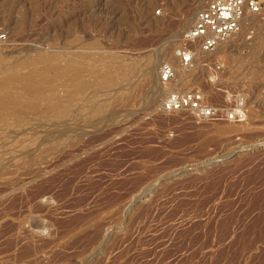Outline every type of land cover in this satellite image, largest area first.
<instances>
[{
  "label": "rangeland",
  "instance_id": "rangeland-1",
  "mask_svg": "<svg viewBox=\"0 0 264 264\" xmlns=\"http://www.w3.org/2000/svg\"><path fill=\"white\" fill-rule=\"evenodd\" d=\"M208 1L0 0V264H264V10L168 86L244 118L158 111Z\"/></svg>",
  "mask_w": 264,
  "mask_h": 264
},
{
  "label": "built area",
  "instance_id": "built-area-1",
  "mask_svg": "<svg viewBox=\"0 0 264 264\" xmlns=\"http://www.w3.org/2000/svg\"><path fill=\"white\" fill-rule=\"evenodd\" d=\"M263 10L264 0L208 1L197 13L193 25L183 35L182 44L175 52L181 67L189 71L199 52H213L240 32L247 13L258 15ZM158 77L162 91H165L158 105V111L163 115L183 113L199 124L236 122L245 117L246 103L240 94L229 95L224 105H216L201 90L168 89L178 78V71L171 63L160 66Z\"/></svg>",
  "mask_w": 264,
  "mask_h": 264
},
{
  "label": "bare ground",
  "instance_id": "bare-ground-1",
  "mask_svg": "<svg viewBox=\"0 0 264 264\" xmlns=\"http://www.w3.org/2000/svg\"><path fill=\"white\" fill-rule=\"evenodd\" d=\"M198 12H199V11H198ZM198 12H197V13H198ZM196 15H197V14H196ZM194 16H195V15H194ZM194 16H193V17H194ZM247 17H248V16H247ZM247 17H245V19H246ZM194 20H195V18H194ZM194 20L192 19V21H190V23L187 24V26L185 27V29H183L185 33L191 28V26H192L193 23H194ZM189 27H190V28H189ZM172 39H175L174 36L171 37V40H170V41H172ZM219 47H220V46H219ZM219 47H218V48H219ZM164 49H165V48H164ZM175 52H176V51H175ZM159 53H160V52H159ZM164 54H165V51L161 52L160 55H159V54L157 55V58H160V59H161V56H163ZM198 56L200 57V53L197 54V57H198ZM199 57H198V58H199ZM154 60H156V59L153 58V61H154ZM153 61H152V67H150L151 70H152V74L150 75V78H152V75H153V69L155 68V65H154V62H153ZM158 61H159V60H158ZM158 61H157V62H158ZM173 64H174L175 68L177 69L178 73H181V72L183 71V68L181 67V65L179 64L178 59L176 58V53H175V55H174V57H173ZM149 66H150V65H149ZM155 69L157 70V68H155ZM155 69H154V70H155ZM154 72H155V71H154ZM156 75H157V73H156ZM153 77H154V76H153ZM151 82H152V81H151ZM159 88H160V87H159ZM159 88H158V89H159ZM6 99H7V98H6Z\"/></svg>",
  "mask_w": 264,
  "mask_h": 264
}]
</instances>
